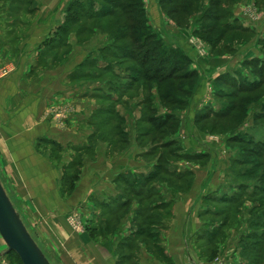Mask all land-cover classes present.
Listing matches in <instances>:
<instances>
[{
	"label": "rangeland",
	"instance_id": "rangeland-1",
	"mask_svg": "<svg viewBox=\"0 0 264 264\" xmlns=\"http://www.w3.org/2000/svg\"><path fill=\"white\" fill-rule=\"evenodd\" d=\"M115 1L117 7L109 8L111 14L107 18L81 19L65 34L73 31L79 43L94 33L100 35L104 41L97 45L98 62L111 63L110 72L116 74V79L95 91L97 96L91 102L94 104L88 121L70 124L67 128L61 122L63 114H58L63 107L50 110L57 113L49 117L52 130L59 135V140L68 141L67 144L55 143L49 138L48 144L42 143L46 141L42 136L30 147V151H38L37 156L46 158L45 161L41 158V162L52 167L48 170L50 179L51 171L58 173L50 184L69 212L63 220L65 235L54 231L55 221L42 208L44 205L41 208L35 205L34 209V203L24 195V190L29 192V186L18 179L16 160L6 141L9 133L19 134L16 125L29 123L31 117H23L25 113L29 116L30 110L37 112L40 106H26L29 108L26 111L23 104L0 107L3 113L0 116V186L19 220L48 264H89L88 242L109 245L111 250L103 251L113 264H170L163 247L171 230L169 201L173 200L182 209L192 203L189 214L182 213L177 219L176 228L188 225L192 216L194 234L188 239L187 233L171 235L172 231L169 232L171 239L172 236L175 240L181 238L180 243L190 248L192 257L194 254L203 264H220L219 261L230 264L233 259L235 263L240 260L241 264H264V0H180L174 5L161 4L164 0H112ZM33 5L34 0H0V77L7 74L2 66L4 58L9 55L13 60L22 53L18 51L20 42L29 35L31 22L37 18L36 13H29ZM184 8L187 12H181ZM144 24L149 26L148 30L133 29V25ZM229 28L239 31H229ZM91 30L93 33L89 34ZM148 33H154L163 47L156 46L158 50L153 51L155 40L140 46L135 44V37ZM66 50L57 46L51 55L59 57ZM167 54L171 59L160 66L158 59ZM150 59H155V63L144 65ZM158 66L162 71L157 74L159 78L167 75L172 67L182 69L179 75L196 71L195 77L148 81ZM223 76L253 87L233 92L231 85L222 83ZM108 79L105 76L98 83ZM219 110H225L224 114L211 115ZM83 111L84 107H80L79 113ZM20 118L23 120L19 122ZM34 118L44 119V115L37 113ZM71 127H75L74 134L78 137L73 140L87 141L84 148L72 146L74 141L70 137H61ZM84 132L88 138H84ZM24 133L22 142L29 141L30 137H24ZM171 149L172 155L168 153ZM95 150L105 151L107 162L109 159L112 163L111 172L123 167L147 171L150 166L149 171L157 162L174 174L190 169L192 176L174 180L173 176L160 173L148 184L157 185L154 188L157 196L150 198L143 191L140 196H123L125 187L114 184L116 176L111 185L96 181L94 190L103 189L102 195L104 190L106 195L113 194L109 195L110 199L97 198L96 209H89L85 193L88 181L80 179L87 171L100 174L94 168L99 165ZM185 152L204 155L187 162L176 158V153ZM31 153L25 154L23 164H31ZM183 164L188 166L181 167ZM100 167L101 174L96 178L103 176V163ZM22 172L25 174L24 168ZM215 188L216 192L205 195L200 203L193 202L198 190ZM209 196L234 199L228 206L210 202ZM70 199L74 203L80 199L81 206L72 209L74 203ZM158 203L164 204L154 208ZM57 224L60 228V223ZM71 234L79 235L76 241L81 260L68 250ZM197 236L202 238L196 239ZM246 247L253 248L252 252ZM0 264H21L12 251L6 250L1 238Z\"/></svg>",
	"mask_w": 264,
	"mask_h": 264
},
{
	"label": "crops",
	"instance_id": "crops-1",
	"mask_svg": "<svg viewBox=\"0 0 264 264\" xmlns=\"http://www.w3.org/2000/svg\"><path fill=\"white\" fill-rule=\"evenodd\" d=\"M73 2L74 1L70 3L67 0L66 2L64 0H34V5L29 8V11L32 14L36 13L37 18L31 22V31L29 35L27 34L24 40L20 42L18 51L21 50L22 53L19 58L16 57L17 60L16 58L12 60L9 55L4 58L2 66H5L7 69V74L0 77V107L23 104L26 111L31 108V106H40V110H37V112L30 110L29 116L25 113L23 117H31L29 123L25 122L24 125H16V129L19 131V134H7L6 137L9 135L10 138H8V140L6 139V141L9 142L8 149H10V152L14 155L16 160L15 171L18 179L21 181L23 180L24 183L29 186V192L24 190V195L29 196L28 199H30V202L32 201L31 204L34 203V209L35 205H38V208H41V205L45 206H42V208L44 210L47 209L49 218H52L55 221V223L53 222L55 225L54 231L60 235H65L64 229H62L63 220L64 215L69 214V212L65 211L64 200L59 199L55 192L53 193L52 189L54 187L51 189V180L57 179L58 173H55L54 170L51 171L52 179H50L48 170L52 167L49 168L50 165L48 163L41 162V158L42 161H45L46 158L43 156H37L38 151H30V147H32V145L34 147L36 144L35 140L37 141L38 139H42V136H44L43 139L46 140L42 143L48 144L47 140L49 138L50 141H54L55 143L61 142L63 145L67 144L68 141H65L64 143L62 140H59V135L55 133L56 131L54 132V130H52V122L49 120V117H55L57 116V113L50 110L63 107L58 114H63L61 116V122L63 125L67 126V128H69L68 126L70 124H81L88 121L91 118L90 109H92L94 104V102L92 104L91 102L93 99H96L97 96L95 91L103 89L106 84H111L113 78L116 79L115 73L112 74V72L109 70L106 71L105 69L110 66L111 63L106 62L103 64L98 62L97 48L99 47H97V45L103 44L104 41L100 38V35L94 33L88 39L84 38V40L80 43L76 39L73 31V33L70 32L64 36L62 26L64 25L68 7ZM65 38L67 39L65 40ZM182 45L185 47L184 42H182ZM57 46H63L66 48V53H63L62 56L59 57H52L51 54H54V49ZM43 49L44 51H42ZM40 51H42V53ZM251 51L252 56L255 57V52L253 50ZM39 53H41L40 61L38 60V63L35 64V61L39 59ZM98 72H102L101 75L104 74L103 77L109 76V79L98 83V81L103 78H99V75H97ZM109 94L111 93L109 92L108 95ZM26 106H29V108H26ZM80 107H84L83 113H79ZM0 111V116L3 117L1 108ZM37 113L38 115H44V119L40 118V120H35L34 117ZM21 120L23 119L20 118L18 121L20 122ZM75 127L66 129L65 132L61 133V137L77 139L78 137H76L73 130ZM77 130L79 131V128H77ZM23 132H25L24 137H30L29 141L24 140L22 142L21 138H23ZM83 134L85 135L84 138L89 137V135L86 136L85 132L82 133V135ZM73 139L72 141H74V143L72 146H76L77 148H84L87 143L85 140L83 143V139L78 143ZM22 147H24V149H22ZM30 153L31 164H23L24 158L26 157L25 154L29 155ZM185 154L192 155L193 153L185 152ZM95 157L99 165L98 168H94L95 170H99V173L101 174L100 165L103 163V176L96 178L98 173L87 171L80 179L88 181V189L85 193H87L86 198L89 202L88 205H90L89 209H93V207L96 209L94 203L99 202V199L97 198L104 200L108 197L110 199L109 195L113 194L109 193L106 195L107 192L104 190V194L102 195L103 189L99 188V191L94 190L93 186L96 184V181L102 180L104 185H107L106 182L111 185L113 184V178L117 175L125 174L127 172L135 173L136 175H143L146 171L142 169L131 171L128 170V168L123 167L118 172H116V170L111 172L112 163L109 162V159L107 162L105 151L103 153V151L97 152V150H95ZM104 163H108V165L105 164L104 166ZM187 166L188 165L186 164L181 165V167ZM22 168L25 169L26 175L22 172ZM18 170L20 171L19 173ZM150 170L151 169H149V171ZM100 174H98V176H100ZM98 185L101 184L98 183ZM156 187L157 185L154 188L156 189ZM211 191H213L212 194H214V192H216V188L214 190L207 191L198 190V194L193 199V202L197 203V201H199L200 203V200H202L205 195H210ZM70 201L73 200L70 199ZM79 202L80 199L77 200V203L75 202L71 208L74 209L75 206L80 207L81 205H79ZM175 203H173L172 200V207L169 211L170 214L168 220L171 222V230H168V234L166 233L167 237H165V244L163 246L165 256L169 258L168 262H170V264H203V262H201V260H199L193 253L192 257L189 252L190 248L188 249L187 246L184 245V247L180 243L181 238L178 237L175 240L174 236H172V239L169 236L170 231H172L171 235H173V232H179V234L187 233L189 239L191 235L194 234L193 232L196 231L192 226V216L189 218L188 225L181 226L177 230V219L181 217L182 213L183 215L189 214L188 209L191 207L192 203H187L188 207L184 209H182L180 205L175 206ZM209 209L211 210L212 207ZM197 212H199V208ZM85 215L86 213L84 216ZM57 223H60V228H58ZM174 226L176 230H174ZM76 239H79V235L77 236L71 234V237L68 238L69 241L67 242L69 248L68 250L71 253L74 252L76 255H74L75 258L79 257L81 260V253L79 254L77 250L79 248V243ZM81 240L83 239L81 238ZM72 241H76L77 243H72ZM175 241L178 242L176 243L177 247H175ZM189 244L191 245L190 241ZM103 245H105V243ZM105 249L111 250L109 245L101 246L88 242L87 250L90 261L89 264H113L112 260L110 261V259L106 258L107 253L103 251ZM175 250L178 253H175ZM85 258H87V256ZM234 261V259L231 260L230 264H240L241 262L240 260L239 263H235ZM219 262L220 264H223L221 261Z\"/></svg>",
	"mask_w": 264,
	"mask_h": 264
},
{
	"label": "trees",
	"instance_id": "trees-1",
	"mask_svg": "<svg viewBox=\"0 0 264 264\" xmlns=\"http://www.w3.org/2000/svg\"><path fill=\"white\" fill-rule=\"evenodd\" d=\"M97 1H99L100 3L95 4V0H76L72 4L69 5L68 10H67V14L65 16L64 25L62 26L63 27L62 32H63L64 36L67 35V34H65V32H68L70 30V28L76 26V24L81 19L85 20V21H93V20H95L97 18H107L111 14L110 13L111 11H110L109 8H116L117 7L116 1L115 2H112V0H97ZM179 1L180 0H164V1H160V2H161V4L164 3V4L174 5L176 2H179ZM181 12H187V8L182 9ZM29 13H30V11H29ZM76 14H78L79 16L76 15ZM140 23H141V21H140ZM143 23H144V21H143ZM136 24L137 23H135V25ZM135 25H133L134 28L132 27L134 30L138 29V30L145 31V30L149 29V26L147 24L139 25V26H135ZM225 26H228V25L225 24ZM231 30L237 31L238 29L237 28H229V31H231ZM92 33H93L92 30L89 31V34H92ZM141 40H142V42H141ZM150 40H155L154 42L157 45L154 44L155 47H154L153 51H157L158 48H156V46H161V41L159 40L158 37L156 39V35L154 33L143 34L142 36L140 35L138 37H135V44L138 43V46H140L141 44H146L147 41L150 42ZM161 47H163V46H161ZM42 51H44V49ZM42 51H40V52L42 53ZM41 53L38 54L39 55V59L36 60V63H38V60L40 61ZM127 54H128V51L125 53V55H127ZM168 54H170V53H168ZM168 54L166 56H164L165 58L162 57L161 59H158V62L160 64V66H161V64L165 63L166 60H170L171 59ZM181 57H182L183 60H186L183 55ZM110 58L115 59L111 55H110ZM155 61H156L155 59H150L149 61H146L144 63V65L148 64L147 62H149L151 64H154ZM110 68H111V65L106 67L105 69H106V71H108V70L110 71ZM160 68L161 67H159V66L154 68L155 71L152 72V74L148 78V81H150V82H155V81L163 82V80H166V79L174 80V79H178L179 77H182V76L186 77V79L195 77V71H193V70L189 71V72L185 71L183 74L179 75L178 72L181 73L180 70H182V69L178 68V67H176V68L172 67V68L169 69L170 71L168 72L167 75L159 78L157 74L162 72L160 70ZM260 70H261V68H260ZM98 73H100V72H98ZM222 83L224 85H228V84L231 85V87L233 89L232 90L233 92H241L242 90L249 89V87H251V86L253 87V85H251V84H250L251 86H246L244 84H239L238 82L234 81L233 79L231 81H229V79H226L225 76H223ZM222 89H224V88H222ZM222 89H220V90H222ZM220 110H222V109H220ZM220 110L218 112L212 113L211 115L216 117L218 115L224 114L225 110L222 111V112ZM169 118L171 119L173 117H169ZM168 153H170L172 155V154H174V151L171 149L170 151H168ZM176 154H178V155H176L177 156L176 158H179V159L181 158V159H183L186 162L200 159L201 158L200 156L204 155V154H200L199 156H195V155H188V154H185V153H176ZM160 173L165 174L168 177L169 176L170 177L173 176L174 178L173 177L172 178L174 180H180L181 178H184L185 175H188L190 177L192 176V173L190 171L186 170V169H185L184 172L178 173V174H174L173 172H167L164 169H162V166L159 165V163L156 162L155 165L151 168V170L147 174L132 175L129 172H127L125 174H120V175L115 177L114 184L115 185L121 184L122 186L125 187V191L123 193V196L127 197V195H129V194L130 195L140 196L138 194H140L143 191V192H145L147 198H150L152 196H157V195H155V193H154V187H153L154 184L153 185H148V184L151 183L157 176H159ZM145 189H147V190H145ZM233 199H231V198L222 199V198H216L215 196H213V197L209 198V201L212 202V203H215V204H217V202H219V203L222 202V203H224V204L229 206L230 203H232ZM163 204L164 203H158L157 205H155L154 208L162 206ZM165 204L167 205L168 203H165ZM171 204H172V202L169 201V206L170 207H171ZM103 205H105V203ZM212 209H213V207H212ZM169 211H170V209H169ZM203 211L207 212L208 210L204 209ZM208 213H209V211H208ZM212 213L215 214L214 211ZM93 219L96 220L97 217L95 216V218H93ZM165 221H166V219H165ZM250 237H254V236H250ZM198 238H202V237L197 236L196 239H198ZM245 249L249 253H251L252 250H253V248H251V247H246Z\"/></svg>",
	"mask_w": 264,
	"mask_h": 264
},
{
	"label": "water",
	"instance_id": "water-1",
	"mask_svg": "<svg viewBox=\"0 0 264 264\" xmlns=\"http://www.w3.org/2000/svg\"><path fill=\"white\" fill-rule=\"evenodd\" d=\"M0 238L21 264H48L32 241L0 186Z\"/></svg>",
	"mask_w": 264,
	"mask_h": 264
}]
</instances>
